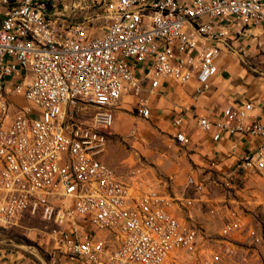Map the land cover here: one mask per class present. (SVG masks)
I'll list each match as a JSON object with an SVG mask.
<instances>
[{"label":"built area","instance_id":"1","mask_svg":"<svg viewBox=\"0 0 264 264\" xmlns=\"http://www.w3.org/2000/svg\"><path fill=\"white\" fill-rule=\"evenodd\" d=\"M82 3L0 0V223L42 220L71 264H183V254L218 264L202 253L194 199L169 193L171 178L162 188L146 168L123 173L103 155L126 98L139 97L148 120L150 96L171 83L208 91L222 57L264 35V0H96L90 15ZM222 111L197 125L216 142L258 140L235 166L264 172L254 103ZM174 124L173 142L190 146L184 115ZM187 186L205 190L194 177ZM243 229L233 221L224 233Z\"/></svg>","mask_w":264,"mask_h":264},{"label":"rangeland","instance_id":"2","mask_svg":"<svg viewBox=\"0 0 264 264\" xmlns=\"http://www.w3.org/2000/svg\"><path fill=\"white\" fill-rule=\"evenodd\" d=\"M247 48L230 56L228 68L234 70L236 83L253 90L264 88V35ZM248 78L251 83L246 82ZM140 97L147 98L148 94ZM159 97L150 101L153 116L148 120L138 115L139 97H128L121 103L108 131L104 160L123 173L146 168L159 180L157 184L163 180L162 187L171 178L165 187L169 193L195 200L192 215L200 229L202 253L218 256V264H264V172L239 173L236 162H220L208 156L204 158L211 161L208 165L197 161L192 156L196 139L190 146L180 147L173 142L174 131L164 127V120L174 119L173 106L158 104ZM189 124L195 131V124ZM189 177L204 182L205 190L198 194L188 187ZM233 221L243 224L244 229L226 235L224 229ZM250 228L259 240L249 235ZM50 232L51 227L36 218L0 223V264H71L55 249ZM180 259L183 264H200L187 254Z\"/></svg>","mask_w":264,"mask_h":264},{"label":"crops","instance_id":"3","mask_svg":"<svg viewBox=\"0 0 264 264\" xmlns=\"http://www.w3.org/2000/svg\"><path fill=\"white\" fill-rule=\"evenodd\" d=\"M95 1L96 0H83L82 4L86 8H81L83 11L81 13L90 15L91 12H93L92 6ZM60 9L62 10L63 8ZM71 12L72 8H66V14L70 15ZM230 56L231 54L222 57L219 62L221 74L214 78L210 89L205 93L198 94L196 92L198 83L193 81L187 86L171 83L167 87L156 92V94L150 96L152 100H157V95H160L161 97L159 98L161 99L158 100V104L173 106L170 109L171 117H174L173 121H163L164 127L169 131L173 130L174 133L177 131L174 124L175 120L180 114L184 115L190 135L192 136V143L193 141L195 142V139L197 143V147H195L196 152L192 154V156L204 165L211 163V161L204 159L207 156L210 159H217L220 162H236L235 159L239 153L252 152L260 143L258 140L239 141L230 136H225L222 140L216 142L212 139L210 134L204 132L197 125L198 118H217L228 105L233 103L241 104L248 101L254 103V115L264 122V88L253 90L252 88L244 87L241 83H236L237 79L234 78L235 76L232 74L234 70L228 68V64L231 62ZM235 75L237 77L238 74ZM246 80L247 83L252 82L250 78ZM165 97H167V99H165ZM17 100L26 103L20 99ZM123 103H125V101ZM191 122L195 124V131H193L192 126H189Z\"/></svg>","mask_w":264,"mask_h":264}]
</instances>
